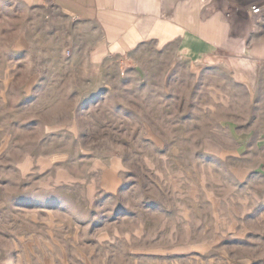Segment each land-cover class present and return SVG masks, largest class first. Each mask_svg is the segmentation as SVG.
I'll return each mask as SVG.
<instances>
[{
    "label": "rangeland",
    "instance_id": "rangeland-1",
    "mask_svg": "<svg viewBox=\"0 0 264 264\" xmlns=\"http://www.w3.org/2000/svg\"><path fill=\"white\" fill-rule=\"evenodd\" d=\"M96 35L0 0V264H264V67L253 88L177 42L95 61Z\"/></svg>",
    "mask_w": 264,
    "mask_h": 264
},
{
    "label": "crops",
    "instance_id": "crops-1",
    "mask_svg": "<svg viewBox=\"0 0 264 264\" xmlns=\"http://www.w3.org/2000/svg\"><path fill=\"white\" fill-rule=\"evenodd\" d=\"M35 7L49 3L70 17L97 31L89 58L127 59L147 42L161 45L177 42L188 55L222 52L236 57L237 70L247 75L253 88L264 67V9L243 14L222 0H18ZM236 154L247 150L245 133L232 125ZM244 150V151H242ZM123 179L114 167H104L98 179L100 189L119 191Z\"/></svg>",
    "mask_w": 264,
    "mask_h": 264
},
{
    "label": "built area",
    "instance_id": "built-area-1",
    "mask_svg": "<svg viewBox=\"0 0 264 264\" xmlns=\"http://www.w3.org/2000/svg\"><path fill=\"white\" fill-rule=\"evenodd\" d=\"M250 5L246 8L247 11L252 12L254 14L262 13L264 9V0H249Z\"/></svg>",
    "mask_w": 264,
    "mask_h": 264
}]
</instances>
